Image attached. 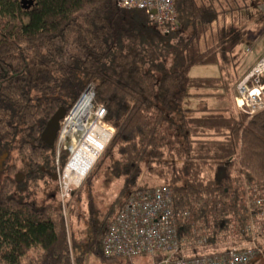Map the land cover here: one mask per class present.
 Instances as JSON below:
<instances>
[{"label": "trees", "instance_id": "obj_1", "mask_svg": "<svg viewBox=\"0 0 264 264\" xmlns=\"http://www.w3.org/2000/svg\"><path fill=\"white\" fill-rule=\"evenodd\" d=\"M259 1L175 0L178 30L166 34L145 11L116 0H36L29 10L0 0V155L10 163L0 184V264H84L88 254L116 260L101 248L112 211L97 225L90 200L89 213L78 216L92 235L83 246L76 231L68 232L60 205L41 206L33 198L38 184L14 179L23 160L56 166V147L41 134L58 109L70 114L90 86L93 105L106 109L104 122L114 130L86 182L90 190L107 170L125 193L145 165L156 164L164 170L155 187L169 188L177 212L189 213L178 222L185 251L197 254L229 239L240 247L252 239L251 227L264 231V206L255 202L264 192V110L248 115L235 105L240 112L233 114L225 102L191 104L230 94L232 62L237 68V50L249 36L252 18H244ZM196 66L222 70L193 78ZM69 156L62 152V167Z\"/></svg>", "mask_w": 264, "mask_h": 264}, {"label": "built area", "instance_id": "obj_2", "mask_svg": "<svg viewBox=\"0 0 264 264\" xmlns=\"http://www.w3.org/2000/svg\"><path fill=\"white\" fill-rule=\"evenodd\" d=\"M116 1L123 9L145 11L151 21L166 34L178 30L175 0ZM94 96V88L90 86L61 124L56 142V163L59 165L63 151L70 154L68 164L60 172L59 177L63 197L73 185L68 177V167L77 155L79 146L86 141L84 132L72 127L75 111L84 101H87L88 110L81 117L85 131L91 124L101 126L103 123L108 126L104 122L106 109L101 105L97 107L93 105ZM235 103L241 112L248 115L264 110V56L258 59L240 79L236 87ZM109 128L113 132L111 139L114 130ZM262 196L263 198L260 199L255 198L259 208L264 206V192ZM188 215L189 213L183 209L177 212L173 194L169 188H135L130 191L116 215L108 223L101 237L102 252L108 259L127 261L141 256H160L157 264H252L257 260L260 253L257 243L258 233L264 234V231L256 227L249 229L252 239L247 241L248 246L233 247L217 253L198 252L193 256H186L185 248L180 240L178 222L179 219H184ZM262 215L259 216V223L264 221V215ZM66 226L68 227L67 224ZM199 245H202V242Z\"/></svg>", "mask_w": 264, "mask_h": 264}, {"label": "rangeland", "instance_id": "obj_3", "mask_svg": "<svg viewBox=\"0 0 264 264\" xmlns=\"http://www.w3.org/2000/svg\"><path fill=\"white\" fill-rule=\"evenodd\" d=\"M32 1L35 4L36 0H18V2L24 7L28 6L29 2ZM34 6V5H33ZM256 6L258 7L257 10H251L252 16H249L248 14L245 16L246 18H252L248 22L247 31L249 32V36L246 39L245 43L241 45L238 50V66L236 68V62H232V69L234 68V71H231L232 75L235 76V82H233L231 86L230 94L228 93L224 100L218 101L214 98H210L207 100H199L195 99L193 101L192 107L193 108H204V107H215L219 108L222 105V102H225L227 105V108L230 110V113L238 114V110L236 109V103H235V94H236V87L240 81V79L246 74V72L249 70L252 64L254 62L258 61L261 57L264 56V3L257 2ZM228 25L232 24L231 19L227 20ZM240 25H236V29H240ZM222 70V68H220ZM218 67L215 66H196L191 71V76L193 78H212V77H219L221 74V70ZM225 71H230L227 67L224 69ZM219 94L221 92H218ZM200 101V102H198ZM93 124L89 125L88 127H91ZM96 124H94L95 126ZM101 126L109 131L111 134L110 128L108 126H105L103 123ZM73 128L79 130L76 126H72ZM79 132V131H78ZM80 133V132H79ZM102 154V153H101ZM100 154V156H101ZM100 158V157H99ZM98 158V160H99ZM98 160L96 161L95 165L87 175V177L81 182L80 184H73L70 186L67 194L65 197H63V192L61 189L60 181L47 185V187L44 186V183L39 186V192L35 197H33L38 204L41 206L47 205V204H56L57 207H59L62 210L63 217L65 219V223L68 225L67 230L68 232L76 231L78 233L79 238L82 240L81 243L83 246H86L91 238V230L89 228V225L86 224L85 220H79L78 216L80 214H88L89 213V202L90 200L93 201L94 206L96 208L95 213V220L97 225L101 223V221L104 219V216L107 215L109 212L110 214V220L112 217L116 215L118 210L120 209L121 205L123 204L124 200L126 199L127 195L135 189L137 186H140L142 184H145L146 182L150 183V187H155L160 184L159 182V175L163 172L164 168L162 166H157L156 164L151 165H145L144 167V173L141 176L139 183L136 185V187L130 188L125 193H122V185L123 182L120 179L113 178L109 171L103 170L99 174L96 175L93 183V188L90 190L88 185L86 184L88 178L93 175V172L96 168V165L98 163ZM237 163V162H236ZM8 164H10L8 162ZM7 164V165H8ZM68 164V160L65 163L64 167H62L61 172L66 168ZM20 169H22V165L19 163L17 172L21 173ZM15 173V174H16ZM20 175V174H19ZM54 192L55 198H52L50 195ZM91 195V197H90ZM74 209V214L72 215V211ZM108 224V223H107ZM107 227V225H106ZM106 229V228H105ZM104 229V231H105ZM103 231V230H102ZM104 233V232H103ZM103 235V234H102ZM100 239V238H99ZM234 241L232 239H229L227 242H222L218 246H212V247H206L205 250H200L202 253H210L211 251H227L228 249L233 248ZM257 243L259 244V256L257 257V260L253 262L252 264H264V249L260 246H264V236L257 238ZM248 246L249 244L243 243L242 246ZM184 254L186 256H193L195 254L187 253L184 251ZM160 256H141L134 258L131 261H127L125 259H117V260H102L100 258H96L92 254H88L84 264H157L160 260Z\"/></svg>", "mask_w": 264, "mask_h": 264}, {"label": "bare ground", "instance_id": "obj_4", "mask_svg": "<svg viewBox=\"0 0 264 264\" xmlns=\"http://www.w3.org/2000/svg\"><path fill=\"white\" fill-rule=\"evenodd\" d=\"M86 110H88V102L84 101L75 111L72 120L73 126L86 135V141L79 146L77 155L67 171L70 182L75 185L80 184L87 177L111 137V133L99 125L87 127L85 131L81 117L87 112Z\"/></svg>", "mask_w": 264, "mask_h": 264}, {"label": "flooded vegetation", "instance_id": "obj_5", "mask_svg": "<svg viewBox=\"0 0 264 264\" xmlns=\"http://www.w3.org/2000/svg\"><path fill=\"white\" fill-rule=\"evenodd\" d=\"M41 139V138H40ZM41 146L39 145L38 150H40ZM8 164V154L3 153L0 155V184L3 181L2 175L4 174L5 166ZM21 164V163H20ZM22 169H20L21 173H16L14 175V179L18 185H30L32 183H37L38 186H41L44 183V186L54 184L59 181L60 172L62 169L61 161L59 165L56 163V166H52L51 163L47 167L37 166L35 163H31L29 160L22 161ZM20 174V175H19ZM52 198H55L54 192L52 191Z\"/></svg>", "mask_w": 264, "mask_h": 264}, {"label": "water", "instance_id": "obj_6", "mask_svg": "<svg viewBox=\"0 0 264 264\" xmlns=\"http://www.w3.org/2000/svg\"><path fill=\"white\" fill-rule=\"evenodd\" d=\"M34 5V2L30 1L28 6H24L26 10H29ZM155 14V12H153ZM67 117V111L64 107H61L47 122L42 134L41 140L48 147H56L59 132L61 130V124Z\"/></svg>", "mask_w": 264, "mask_h": 264}, {"label": "crops", "instance_id": "obj_7", "mask_svg": "<svg viewBox=\"0 0 264 264\" xmlns=\"http://www.w3.org/2000/svg\"><path fill=\"white\" fill-rule=\"evenodd\" d=\"M255 63H256V61L254 62V64H255ZM254 64L251 65V67L249 68V70L252 68V66H253ZM249 70H248V71H249ZM248 71H247V72H248ZM247 72H246V73H247Z\"/></svg>", "mask_w": 264, "mask_h": 264}]
</instances>
